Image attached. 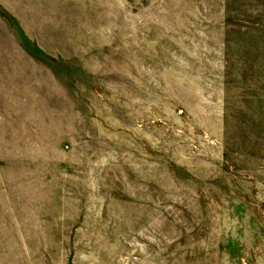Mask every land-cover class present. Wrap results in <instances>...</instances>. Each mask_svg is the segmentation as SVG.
I'll use <instances>...</instances> for the list:
<instances>
[{"label": "rangeland", "instance_id": "1", "mask_svg": "<svg viewBox=\"0 0 264 264\" xmlns=\"http://www.w3.org/2000/svg\"><path fill=\"white\" fill-rule=\"evenodd\" d=\"M0 264H264V0H0Z\"/></svg>", "mask_w": 264, "mask_h": 264}]
</instances>
